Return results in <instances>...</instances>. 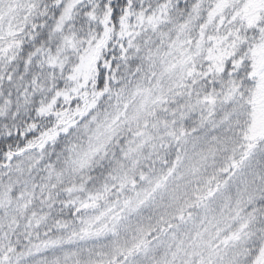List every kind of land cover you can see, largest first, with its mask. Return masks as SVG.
<instances>
[{
	"label": "snow or ice",
	"instance_id": "1",
	"mask_svg": "<svg viewBox=\"0 0 264 264\" xmlns=\"http://www.w3.org/2000/svg\"><path fill=\"white\" fill-rule=\"evenodd\" d=\"M0 264H264V0H0Z\"/></svg>",
	"mask_w": 264,
	"mask_h": 264
}]
</instances>
